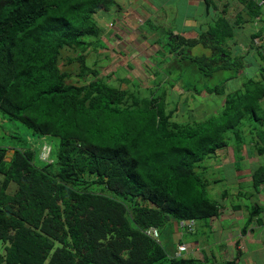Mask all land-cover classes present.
Segmentation results:
<instances>
[{
    "label": "trees",
    "instance_id": "16d2710c",
    "mask_svg": "<svg viewBox=\"0 0 264 264\" xmlns=\"http://www.w3.org/2000/svg\"><path fill=\"white\" fill-rule=\"evenodd\" d=\"M203 1L215 10V1ZM235 1L241 11L231 18L224 5L196 40L168 29L166 41L172 43H157V55L169 58L170 69L192 65L206 77L217 65H237L239 73L244 57L233 56V65L212 57L232 56L228 42L236 29L264 16V5ZM115 5V0H0V113L51 144L50 162L39 160L42 144L0 146V264H199L175 258L172 246L168 251L144 231L156 228L160 234L173 223L192 221L181 235H197V222L216 218L222 199L230 198L216 188L225 179H208L211 168L199 165L226 148L239 125L260 119L264 84L251 79L243 90L227 94L226 111L218 116L175 119L177 108L165 109L164 88L140 97L126 81L114 86L86 65L101 30L95 14ZM263 34L264 19L251 39ZM196 42L211 58L189 57L183 45ZM61 61L77 64L76 77L87 78L86 84L66 83L70 74ZM187 85L181 89L193 95L225 94L221 85L205 90ZM237 93V101L230 100ZM252 178L255 184L264 180V164Z\"/></svg>",
    "mask_w": 264,
    "mask_h": 264
},
{
    "label": "crops",
    "instance_id": "0c3cea01",
    "mask_svg": "<svg viewBox=\"0 0 264 264\" xmlns=\"http://www.w3.org/2000/svg\"><path fill=\"white\" fill-rule=\"evenodd\" d=\"M115 1V6L95 14V19L101 28L97 42L101 43L103 40L106 45L104 48L101 46L98 49L90 48L88 50L87 55H92V68L96 65L101 66L104 74L109 77V81L114 82V84H117L120 79L126 81L128 85L135 81L139 83V80L147 84L145 80L151 77L149 71L153 67L150 60L159 52L160 48L157 43L161 41L159 39L148 45L149 43L146 41L153 37L142 28V24L149 22L152 26L151 19L154 17L156 5L154 2H148V0ZM172 1L176 7V26L180 29V31L176 29L178 32L174 33V36H181L187 40H195L193 33L199 28H201V33L205 32L216 15L219 14L218 11L221 13L224 5L230 3L227 14L231 18L241 11L240 5L235 0H228V3L227 0H212L215 1L214 11L207 10L203 0ZM187 19L191 21L189 26L185 21ZM263 19L264 16H261L247 26L255 32L260 28V22ZM157 23V27H159L162 22ZM171 27L168 26L167 29ZM186 29L191 33L184 34ZM170 30L172 32V29ZM176 30L174 29V31ZM253 32L248 34V45L244 44L243 40L240 46L235 37L233 41L229 42L232 46L229 45V48H232L233 55L244 57V69L240 71L243 76L242 81H238L234 75L225 80V85H221L226 94L243 90L247 87V81L251 79L262 81L264 84L261 77V74H264V34L261 38L251 39ZM179 33L181 34L178 35ZM115 73H120L121 76L115 78ZM170 85L164 88L167 93L166 99H169L168 96L174 93L176 94L175 97L183 98L184 104L189 100L194 105L197 97L207 99L210 96L205 92L200 95L186 93L181 89V84L178 85V83L173 86ZM122 87L124 86L122 85ZM203 105L196 104L194 107L201 108ZM259 105L258 118L260 119L256 121L258 124H249V127L254 128L253 131L257 134L254 137L257 139L250 142L248 146L235 148L239 154L238 158L242 161L241 165L233 162L234 152L231 147L226 152H222L224 155L222 167L226 172V179L222 180L225 184L224 188L221 189L223 192L225 190L232 192L229 189L235 187L236 190H233L232 195H228L230 198L222 199L221 208L216 218L210 220L208 225L201 224L198 226L197 235L175 234L173 237L175 244L181 243L188 246L186 259L195 258L199 264H225L231 261L234 264H264V180L255 184L252 178L253 174L264 164V144L261 141L264 135V97L259 101ZM185 106L188 115L193 114L194 111L191 106L187 104ZM176 108L175 116L184 111L185 117L188 118L185 110H181L177 106ZM215 110L217 111L213 112L219 111L218 109ZM250 118L247 117V119ZM250 121L247 120L246 124ZM216 153L219 155V152L216 151ZM220 178L224 179L223 177ZM246 183L250 184L251 187L246 202L243 204L234 203L232 196L247 195L242 188ZM206 229L209 230L208 234H206ZM172 248H175L173 244Z\"/></svg>",
    "mask_w": 264,
    "mask_h": 264
},
{
    "label": "rangeland",
    "instance_id": "374dc122",
    "mask_svg": "<svg viewBox=\"0 0 264 264\" xmlns=\"http://www.w3.org/2000/svg\"><path fill=\"white\" fill-rule=\"evenodd\" d=\"M224 1V0H223ZM148 2H154V4L156 5V11L154 12V17H152L151 19V23L152 26H150L149 22L147 23H143L142 24V28L145 29V31L147 33H150V35H152V39H148L146 41V43H149L148 45H151L153 41L159 40L160 39V44H163L165 42H167V38H168V26H172L170 29H172V34L174 35V33L180 31V29H178V27L176 26V18H175V14H176V7H174V3L172 0H148ZM228 3V0H227ZM230 5V3H229ZM191 14V13H190ZM156 15V16H155ZM174 16V18H173ZM156 17V18H155ZM163 21H165L163 23ZM187 22V25L189 26V24L191 23V21L189 19L185 20ZM157 22H162L160 23V26H158ZM194 24V23H193ZM168 25V26H167ZM169 29V30H170ZM174 29L176 31H174ZM171 31V30H170ZM253 30H251V28H249L247 25H243L242 27H240L239 29H236L235 31V38L238 39L237 42L239 43V45L241 46V43L244 40V44L248 45V34L252 33ZM191 32H188V30L186 29L184 34H188ZM181 33H179L178 35H180ZM195 36V38L197 39L201 34V28H199L196 32L193 33ZM183 35V34H182ZM149 36V35H148ZM195 39V40H196ZM167 43H172L171 39H168ZM104 45H106V42L101 40L100 42H94L93 48L94 46H98V48H101V46H103V48L105 47ZM231 44L228 42V47H230ZM183 47L186 50V53H188L189 57L192 58L194 56H200V55H206L207 57L211 58V52L208 49L203 48L202 43H198L196 42L195 44H192V46H187V45H183ZM232 47V46H231ZM168 46H165V50L168 49ZM232 48H229V53L231 52L232 56H218L217 54L213 55V59L219 60V59H223V62H225L226 60H228L230 63H232L233 65V53H232ZM65 53V52H63ZM92 55L88 54L87 55V61H86V65L92 67L91 63H92ZM164 53L160 52L158 55H155L154 57L151 58V62L153 63V67L150 70V73L153 74L151 75V77L147 78L146 83L144 82H140L139 80V84H137L135 81L133 84H130L128 86H131V89L137 88L139 89V94L140 97H149L150 93H152L153 95L157 94V91H159L158 93H160L163 88H165V86H168L167 84H172L175 83L177 78H179V73L184 72V76L183 78L178 80V85L183 86V83L186 84L188 83L187 86H189L188 88H191V85H194L195 88H197L198 90L202 89L204 87L205 89H215L217 86L219 85H225V80L229 78H231L232 76L236 75V78L238 81H242V74L239 72L237 74L236 73V66L234 67H230L231 69H223L221 66L217 67L215 66V71L212 74V76L210 77H206L203 74L198 75V71L196 70L197 67H193L192 65H185L182 68H168V59L169 58H164ZM246 56V55H245ZM89 57V58H88ZM247 57V56H246ZM257 58V57H256ZM161 61V62H160ZM162 61L166 63V65L162 64ZM222 62V63H223ZM158 63V64H157ZM63 62H60V65L63 66V69H65L66 71H68V73L70 74V78L66 81V83L68 84H74V85H85L87 82V78L82 80L80 78L76 77V73L79 72V66L77 64H70L68 66L66 65H62ZM157 64V65H156ZM221 64V63H220ZM102 65H104V63H102ZM163 65V66H162ZM230 65V66H232ZM100 67V68H99ZM94 68H96L100 75L105 76L104 74V70H102L101 66L96 65ZM221 68V69H220ZM168 70L171 71L170 74H166V72ZM196 70V71H194ZM117 72H121L120 70H116ZM178 74V75H177ZM115 78H118V76H121L120 73H115L114 74ZM170 76V77H168ZM143 79V78H142ZM174 79V80H173ZM110 80V79H109ZM132 81V80H131ZM111 84H113L114 86H117L119 84V82L117 84H114V82L109 81ZM127 83V82H126ZM119 86V85H118ZM139 86V87H138ZM186 86V88H187ZM182 88V87H181ZM243 92V91H241ZM229 94V93H228ZM237 94H232V98H230V100L233 101H237L238 95ZM176 94L171 93L169 97V99H166V103L167 106H165V109L167 111H170V108H175L176 106L179 107V109L181 110H185L187 112L186 106L190 105L191 109H193V114L188 115L189 113L187 112V117L192 120H203L207 114H208V118L209 116L212 115V113H214L216 116H218V112H213V111H217L215 109H218L221 112L224 113V111H226L225 106H224V101H225V97L227 96V94L225 93L223 96H218V95H210L207 99L205 98H196L197 101L194 102V105L196 104H204L201 108H195L194 105H192L191 101H187L185 102V104L183 103V98H177L175 97ZM224 100V101H223ZM221 104V105H220ZM220 105V106H219ZM231 107H233V104H231ZM184 111H181V113H178L175 116V119L177 120H183V121H187L188 119L185 117ZM187 119V120H186ZM171 120H174V117L171 116ZM206 120V119H205ZM249 124H254L257 125L258 123L256 121H250L246 124V126L242 127V124L238 126V128L236 129L237 134L232 135V141L231 142H227V147L226 148H222L220 150H218L217 152H219V155L213 156V157H209L207 158L203 163H201L199 165V168H205V167H210L211 170H208V172L210 173L208 179H218L219 177H223L224 179H226V172L224 171L223 167H222V158L224 157L223 153L226 152V150H228L229 147L232 148L233 153V162L237 163V165H241L242 161L238 158L239 154L235 151V148L238 147L239 145L242 147L248 146V144L250 142H252L253 140L257 139L254 136L257 135L254 131H253V127H249ZM259 127V126H258ZM260 132H263L262 130H259ZM44 141H46L47 143H49V139L46 137H39L37 135L32 134V131L27 129L25 126H23L20 122L17 121H13L8 119L5 115L0 113V146L2 147H6L8 148V150H11L13 148H17V149H22V148H30L32 147L37 148L38 146H40L41 144L44 143ZM56 140H53L52 142H55ZM45 142V143H46ZM51 146V144H49ZM223 152V153H222ZM241 155V154H240ZM216 157V158H215ZM40 160V158H39ZM216 166V167H215ZM209 168V169H210ZM224 184L225 182H222L221 184L218 185V187H216L217 189H221L224 188ZM227 184H228V180H227ZM228 187V186H227ZM243 191L245 193H247V195H244L242 197L239 196H232V201L234 203H245L246 202V198L249 195L250 192V184L246 183V185H244ZM229 190H236L235 187H233V189H229ZM242 191V193H243ZM216 192V191H213ZM232 192L229 191V195H232ZM201 224H209V221L204 222V223H198L197 225L201 226ZM197 226V228H198ZM212 228V227H211ZM180 228L178 227V225H176L175 223H173L171 225V227L169 226V228H167V230H165L164 232H161L160 234V240L162 242H164L166 244V248L168 251L170 250V246H176V244L174 243V235L175 234H180L181 235ZM209 233V230L206 229V234ZM171 234V235H170ZM186 235V234H185ZM187 236V235H186ZM189 238V237H188Z\"/></svg>",
    "mask_w": 264,
    "mask_h": 264
},
{
    "label": "built area",
    "instance_id": "2783aa9c",
    "mask_svg": "<svg viewBox=\"0 0 264 264\" xmlns=\"http://www.w3.org/2000/svg\"><path fill=\"white\" fill-rule=\"evenodd\" d=\"M258 4L264 5V0H258ZM178 225L180 228H183V227L188 228L191 225H193V222L192 221H180ZM145 234L147 236H150L153 239L159 238V232L157 229H154V228H149V229L145 230ZM185 250H186V247L184 245L178 246L176 251L174 252V257L179 258L181 256L182 252H184Z\"/></svg>",
    "mask_w": 264,
    "mask_h": 264
},
{
    "label": "clouds",
    "instance_id": "9594fccd",
    "mask_svg": "<svg viewBox=\"0 0 264 264\" xmlns=\"http://www.w3.org/2000/svg\"><path fill=\"white\" fill-rule=\"evenodd\" d=\"M256 42H257V40H256ZM50 152H51V146L48 144V143H43L42 144V147H41V150H40V153H39V158H40V160L41 161H44V162H50L51 160H50ZM179 224V222L177 223V225ZM178 227H179V225H178ZM180 228V227H179ZM154 229H156V228H154ZM181 229V228H180ZM159 232V231H158ZM144 234H145V231H144ZM150 237V236H149ZM151 238V237H150ZM153 239V238H152ZM155 241H157L161 246H165L166 247V244L164 243V242H162L161 240H160V234H159V238L158 239H154ZM180 245H184V244H181V243H177L176 244V249H177V247L178 246H180ZM185 246V245H184ZM186 247V246H185ZM176 249L175 248H173V252H172V254L174 255V252L176 251ZM170 250H171V248H170ZM186 252H187V247H186V250L184 251V252H182V254H181V256L180 257H183V258H185V255H186ZM179 257V258H180Z\"/></svg>",
    "mask_w": 264,
    "mask_h": 264
}]
</instances>
